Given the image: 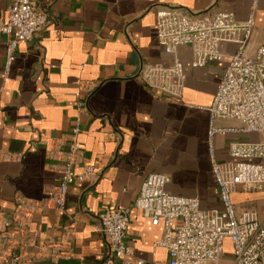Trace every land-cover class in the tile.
<instances>
[{
    "label": "crops",
    "instance_id": "crops-1",
    "mask_svg": "<svg viewBox=\"0 0 264 264\" xmlns=\"http://www.w3.org/2000/svg\"><path fill=\"white\" fill-rule=\"evenodd\" d=\"M31 2L46 15V25L18 46L5 76L6 40L0 37V217L9 216L18 200L45 199L58 184L59 154L67 148L79 98L88 113L80 119L82 156L75 170L91 165L94 178L70 186L64 210L50 204L33 216L27 264H102L108 248L94 224L105 208L128 211L125 242L134 258L167 264L166 251L156 244L161 227L143 218L134 201L149 174H163L170 179L169 194L196 198L203 210L219 209L208 160L206 109L226 61L194 69L188 49L180 47L182 96L170 98L143 86L141 66L171 64L157 44L155 11L221 12L244 20L251 0ZM9 3L0 0V18H6ZM262 44L264 0H259L249 51ZM221 49L229 55L235 46ZM263 140L254 134L215 135L214 155L228 162L229 142ZM248 194L236 192L233 203H250L242 202ZM255 206L264 221V206ZM225 245L218 264L232 262L229 242ZM55 251L62 252L60 257H54Z\"/></svg>",
    "mask_w": 264,
    "mask_h": 264
},
{
    "label": "built area",
    "instance_id": "built-area-1",
    "mask_svg": "<svg viewBox=\"0 0 264 264\" xmlns=\"http://www.w3.org/2000/svg\"><path fill=\"white\" fill-rule=\"evenodd\" d=\"M258 4L259 0H251L244 20L221 12L206 15L168 7L155 11L157 44L171 57V64L141 66L138 79L143 86L170 98L182 96L185 75L177 56L180 47L188 49L190 66L194 69L226 61L206 109L208 160L219 209L203 210L196 198L169 194L166 186L170 179L163 174H149L134 201V208L143 218L152 226L161 227V238L156 244L166 251L167 264H218L226 241L231 250V264H264V221L259 219L254 204L236 205L232 201L236 192H264V140L229 142L228 162L217 161L212 144L213 137L219 134L264 136V44L249 51ZM46 22V15L31 0H10L6 18H0V37L6 40L4 76L18 46L32 40ZM223 45L235 46V51L228 55L222 51ZM76 106L67 148L59 154L62 164L58 184L45 199L18 200L9 216L0 217V264H27L25 247L34 244L28 235L33 216L50 204L64 210L70 186L94 178L91 165L80 173L75 170L82 156L78 139L80 119L88 113L79 98ZM225 122L235 125L226 126ZM128 222L129 213L125 209L105 208L97 214L94 230L103 236L108 248L102 264H144L132 256L125 242ZM61 254L55 251L54 257Z\"/></svg>",
    "mask_w": 264,
    "mask_h": 264
},
{
    "label": "rangeland",
    "instance_id": "rangeland-1",
    "mask_svg": "<svg viewBox=\"0 0 264 264\" xmlns=\"http://www.w3.org/2000/svg\"><path fill=\"white\" fill-rule=\"evenodd\" d=\"M242 202H250L254 206L255 204H262L264 206V192L249 193L247 196L244 195Z\"/></svg>",
    "mask_w": 264,
    "mask_h": 264
}]
</instances>
